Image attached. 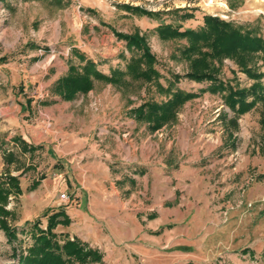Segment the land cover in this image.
I'll return each instance as SVG.
<instances>
[{
    "label": "rangeland",
    "instance_id": "374dc122",
    "mask_svg": "<svg viewBox=\"0 0 264 264\" xmlns=\"http://www.w3.org/2000/svg\"><path fill=\"white\" fill-rule=\"evenodd\" d=\"M58 1L0 2V179L6 172L18 177L22 190L4 207L12 212L6 221L17 240L8 241L0 228V264H17L33 242L32 224L38 221L45 230L47 216L66 207L63 201L69 200L60 195L70 193L64 185L73 175L84 179L90 192L108 191L109 202L119 200L122 215L129 213L134 222L136 214L140 234L150 238L135 242L149 252H127L129 264H264V178H259L264 174L263 104L237 117L233 130L218 118L222 111L234 118L221 95L207 91V82L181 78L175 88L198 97L178 111L173 125L150 133L128 113L144 102L166 99L154 83L128 76L117 87L97 81L71 101L52 92L67 73V59L79 65L72 49L105 75L126 71L132 53L115 32L136 30L146 35L162 75L159 83L166 88L174 75L189 70L180 54L187 42L159 39L157 26L198 30L209 15L264 40V0ZM121 5L153 16L132 14ZM188 14L192 18L183 19ZM249 66L264 73L260 56ZM217 78L237 89L254 82L228 58ZM15 136L37 151L21 153L11 140ZM10 152L17 161L8 165L3 153ZM36 180L39 185L32 189ZM103 199L99 194L93 199L97 211ZM151 213L156 216L147 219ZM55 233L65 234L59 227ZM67 236L83 243L80 234V239ZM85 241L84 236V244L102 255Z\"/></svg>",
    "mask_w": 264,
    "mask_h": 264
},
{
    "label": "trees",
    "instance_id": "16d2710c",
    "mask_svg": "<svg viewBox=\"0 0 264 264\" xmlns=\"http://www.w3.org/2000/svg\"><path fill=\"white\" fill-rule=\"evenodd\" d=\"M5 0H0L4 2ZM61 4L60 0L58 5ZM120 8L130 11L132 14L152 17L151 12L138 7L121 5ZM192 18V15H184L183 19ZM159 39L168 41L173 39H185L187 46L180 50L181 57L188 61L189 70L182 77L174 75L164 88L159 79L161 74L157 69V60L146 41V35H140L136 30L132 34L115 32L118 40L126 43V48L132 56L126 64V71L113 69L109 75L103 74L97 68V64L85 57L77 49H72V57L76 58L79 65H74L71 58L67 59L68 70L65 76L60 77L52 88V92L59 96L60 100L71 101L78 93H87L95 82L109 83L113 86L124 84L128 76L134 81L154 83L156 90L164 94L166 99L158 102H144L139 107L129 110V115L136 122L144 123L150 133L157 132L164 127L173 125L177 121L178 111L189 101L198 97V94L186 92L175 88V84L181 78L189 79L196 83H209L207 91L219 94L223 98L225 106L233 113L234 118L227 119V113L222 111L218 118L222 117L230 123L233 130L237 129V117L252 110L256 104L264 105V85L261 79L264 73H260L249 65L255 56H260L264 62V40L252 31H243L233 23L221 21L217 17L205 15L203 26L198 30L186 29L180 31V27L172 25H159L154 29ZM230 59L239 70L246 75L253 84L249 88L237 89L230 87L217 78L223 59ZM214 61L218 63L216 66ZM28 105L31 100L26 101ZM46 104V103H45ZM231 137V135H230ZM12 142L21 153L32 155L38 147L28 144L22 137H12ZM5 164L17 161L13 152L3 153ZM264 178V174L259 177ZM43 179V178H42ZM133 185L135 182L129 179ZM39 185V180L32 183V189ZM22 190L18 177L9 173L0 179V228L5 232L8 241L17 240L16 232L7 226L6 219L12 216V212L4 207L9 197L20 196ZM154 213L147 216L154 218ZM46 229L40 228L39 222L32 224V244L26 249V255L20 256L17 264H101L102 255L99 251L91 249L86 243L78 239L70 240L66 234L57 235L58 226L68 227L71 223L69 216L62 209L55 210L47 216ZM157 234V233H155ZM63 239V240H61ZM248 252V251H244Z\"/></svg>",
    "mask_w": 264,
    "mask_h": 264
},
{
    "label": "crops",
    "instance_id": "0c3cea01",
    "mask_svg": "<svg viewBox=\"0 0 264 264\" xmlns=\"http://www.w3.org/2000/svg\"><path fill=\"white\" fill-rule=\"evenodd\" d=\"M73 177V181L69 178L64 185L65 188L69 185L71 189L69 194L66 193L69 201L67 203L63 201L66 207L59 208L65 211L71 223L68 227L58 226L59 230L79 239L80 234L83 237V242L85 236V242L92 247H97L102 252L104 264H124V262L129 264L127 252L128 254H136V251L145 254L149 252L146 245L137 246L139 244L135 242L137 237L140 240L141 236L144 240L149 237L147 234H140L142 230H139L138 226L135 225L137 222L136 214L134 215V222L129 213L122 215L119 200L113 204L109 202L108 191H99L98 193L91 191V193L90 189H85L84 179H78L75 175ZM60 186L63 188V185ZM97 194L104 198L100 202L102 209L98 211L96 202L93 200ZM85 196H87V202H85ZM90 197L92 200H89ZM110 205L113 206L111 211L109 210ZM142 243L145 244L144 241Z\"/></svg>",
    "mask_w": 264,
    "mask_h": 264
},
{
    "label": "built area",
    "instance_id": "2783aa9c",
    "mask_svg": "<svg viewBox=\"0 0 264 264\" xmlns=\"http://www.w3.org/2000/svg\"><path fill=\"white\" fill-rule=\"evenodd\" d=\"M60 198L63 200H68V196L66 194H61Z\"/></svg>",
    "mask_w": 264,
    "mask_h": 264
}]
</instances>
